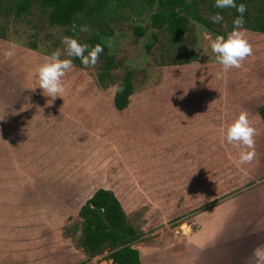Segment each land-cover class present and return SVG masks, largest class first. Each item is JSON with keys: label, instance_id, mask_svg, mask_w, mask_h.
I'll return each instance as SVG.
<instances>
[{"label": "rangeland", "instance_id": "374dc122", "mask_svg": "<svg viewBox=\"0 0 264 264\" xmlns=\"http://www.w3.org/2000/svg\"><path fill=\"white\" fill-rule=\"evenodd\" d=\"M211 1L215 0L199 6L208 21L216 14ZM156 5L157 0H109L104 13L107 34L101 38L104 52L98 63L74 64L64 78L63 98L49 104L52 98L38 87L36 74L44 57L57 49L63 52L65 36L78 35L88 44L89 36L104 26L89 19L81 24L89 26L88 32L73 33L69 26L51 25L37 5L16 15L8 11L12 1L1 3L0 33L5 38L0 37V104L8 102L9 128L7 137L0 135V264H112L103 258L105 253L89 258L78 246V209L91 190L101 186L114 192L128 222L143 234L138 242L142 246L155 243L186 250L193 264H233L228 211L216 208L220 201H213L228 195V181L237 189L264 177V143L255 144L250 164L240 165L235 163L240 150L232 146L233 151L223 155L220 150L225 146L220 145L184 144L172 162H164L160 142L166 110L178 106L176 78L183 68L169 63L187 57H196L194 62L217 61L210 45L216 31L230 32L233 11L225 9L223 20L212 29L189 20L186 35L172 42L167 31L150 25ZM263 10L264 0L247 7L250 18ZM137 26L145 30L143 35L136 33ZM154 33L158 41L147 51ZM12 44L16 53L5 59ZM128 69L133 72V93L125 110L117 111L112 96ZM105 71L113 81L106 76L100 85L98 76ZM27 100L37 103L28 107L22 103ZM261 100L264 95L248 99L242 110L233 108L227 121L232 123L242 111L255 117ZM208 119L207 114L196 116L205 128ZM201 134L208 135L207 130ZM216 148L217 160L209 169L207 155ZM198 158L207 160L199 161L205 185L191 177L195 169L198 172ZM244 228L257 236L255 224ZM258 237L245 254L247 263L264 245V235ZM140 251L142 260L149 261L144 248Z\"/></svg>", "mask_w": 264, "mask_h": 264}, {"label": "crops", "instance_id": "0c3cea01", "mask_svg": "<svg viewBox=\"0 0 264 264\" xmlns=\"http://www.w3.org/2000/svg\"><path fill=\"white\" fill-rule=\"evenodd\" d=\"M246 35L253 47V54L243 61L240 68H232L224 72L222 65L217 61L194 62L196 57L186 63H182V59L169 63L172 66L183 65V68L176 78L178 106L166 110V121L160 125L161 155L164 157V162H166V159L168 160L167 162H172L173 158L181 152L179 147L184 144L197 145L198 147L202 145L225 146L224 150H220L223 155L233 151L235 146L227 142L224 133L231 124V122L227 121L228 114L233 112V108L242 110V107L248 106L250 103L248 99L254 101V98L263 97L264 95V33L247 29ZM113 97L114 94L111 101L114 110H116L113 105ZM259 102L255 107V117L254 114L249 117L257 129L255 144L259 141L260 144L264 143V123L257 110L260 105L264 104V100ZM22 103L33 108L37 102L35 100H27ZM200 114L209 115L208 123L204 122L208 125L207 128L199 121H196V116ZM257 116L259 121H255ZM8 128L9 105L8 102L1 101V137L5 138L8 136ZM202 130H207L208 135L202 136ZM232 146L234 147L229 149ZM207 156H209L207 163L210 169L212 162L217 160V148L215 151H210ZM196 161L199 172L201 170L199 169L201 167L199 161L205 163L207 160L198 158ZM235 161L237 163L238 160L235 159ZM198 172L196 169L194 170L191 174L192 180L196 184L205 185L208 181L204 180L202 182V170L200 173ZM229 173L234 172L231 170ZM204 177L205 179L208 178L209 174ZM232 185L233 181H228V195L223 193L224 195L213 201V203L217 202V200L220 201L216 204V208L219 207L226 210V212L228 211V250H231L233 254L232 258H229L233 264H258L256 256L252 257V262L247 263L245 254L249 250L250 244L254 243L255 240L257 241L259 235H264V177L249 186L241 185V187L233 189ZM98 188L107 187L93 188L91 194ZM253 224L257 226V236L252 233V235H249V228H244ZM134 246L138 250L140 259L144 264H193L192 256L186 250L164 249L163 244L155 243H147L145 246H142V243H137ZM140 247L144 248L149 261L144 262L142 260Z\"/></svg>", "mask_w": 264, "mask_h": 264}, {"label": "trees", "instance_id": "16d2710c", "mask_svg": "<svg viewBox=\"0 0 264 264\" xmlns=\"http://www.w3.org/2000/svg\"><path fill=\"white\" fill-rule=\"evenodd\" d=\"M11 1L13 8L8 11L21 15L30 12V7L34 4L47 14V19L51 25L69 26L72 29L74 23L80 26L86 20L91 19L95 26H104V29L95 30L87 39L88 45L101 44L104 46L101 38L107 34L104 13L109 0H0V5L3 2ZM204 1L157 0L156 7L152 9L149 15L150 25L158 31H167L172 42H176L186 35L189 30V20L212 29L215 24L206 20L199 13V6ZM253 1L236 0V3L237 5L243 3L248 7ZM214 2H210V9L217 13L221 10L214 7ZM229 9L233 11L234 18L239 15L235 8ZM79 14L83 17L81 18ZM244 21V28L264 33V10L253 18H250L246 11ZM232 30L233 23L229 27V31ZM135 31L138 35H143L145 32L141 26H137ZM216 33L227 36V32L224 31H216ZM0 37L5 38L4 33L1 32ZM156 41H158V33L152 35V42L145 47L147 51L151 50ZM72 59L73 64H81L78 58ZM192 59V57L183 58L182 63ZM106 76H109L113 81L109 73L105 71L98 76L97 80L100 85L104 84ZM132 78L133 72L128 69L116 85L113 105L118 111L124 110L129 104L130 95L133 93ZM257 110L264 123V104L260 105ZM78 216L81 219L78 246L89 258L105 253L103 258L111 260L112 264H144L140 259L138 250L134 247L142 239L143 234L128 222L119 199L112 191L98 188L79 207Z\"/></svg>", "mask_w": 264, "mask_h": 264}, {"label": "clouds", "instance_id": "9594fccd", "mask_svg": "<svg viewBox=\"0 0 264 264\" xmlns=\"http://www.w3.org/2000/svg\"><path fill=\"white\" fill-rule=\"evenodd\" d=\"M214 7L221 10L211 17L212 22L217 24L223 20L221 14L223 10L235 8L239 13L233 20V30L226 37L217 35L210 47L224 72L232 68H240L243 61L253 54V47L246 35L247 29L244 28V14L247 11V6L243 3L237 5L236 0H215ZM89 30V26H77L75 23L71 29L73 33L88 32ZM62 44L64 45L63 52L57 49L44 57V62L36 69L38 87L43 90L45 96L52 98L48 101L49 104L57 97L63 98L65 92L64 78L74 68L72 58H78L85 67H94L104 52V47L101 44L90 46L81 43L78 35L65 36ZM16 47L15 44H12L5 51V59H11L15 55ZM62 55L66 58L62 59ZM35 89L32 90L35 91ZM225 135L227 142L240 150L237 163L240 165L250 164L256 156L255 137L257 129L247 111H242L227 127ZM254 255L258 258V264H264V247H258Z\"/></svg>", "mask_w": 264, "mask_h": 264}, {"label": "bare ground", "instance_id": "6f19581e", "mask_svg": "<svg viewBox=\"0 0 264 264\" xmlns=\"http://www.w3.org/2000/svg\"><path fill=\"white\" fill-rule=\"evenodd\" d=\"M186 229V228H185ZM187 230V229H186Z\"/></svg>", "mask_w": 264, "mask_h": 264}]
</instances>
